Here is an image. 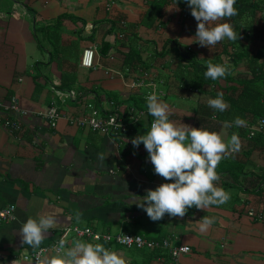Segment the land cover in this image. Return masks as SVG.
<instances>
[{"label":"crops","instance_id":"crops-1","mask_svg":"<svg viewBox=\"0 0 264 264\" xmlns=\"http://www.w3.org/2000/svg\"><path fill=\"white\" fill-rule=\"evenodd\" d=\"M156 3L0 0V102L14 96L26 111V115L10 114L0 107V208L15 207L13 219L0 221V264H34L24 256L35 249L22 243L18 231L27 218L41 214L54 215L58 221L41 246L54 244L63 228L77 226L112 234L124 230L153 240L167 238L172 246L191 249L173 259L165 250L95 242L75 238L73 233L67 236L69 242L102 243L127 264H264V196L237 192L230 186L233 179L220 172L224 168L220 163L216 170L227 183L223 187L220 179L216 183L230 193L223 205L205 211L192 207L183 218L166 214L153 221L132 203L146 189L166 182L154 174L143 144L138 148L131 144L132 138L147 131L153 118L146 103H141V94L145 97L154 91L171 111L169 119L178 124L199 128L206 119L210 131L230 138L224 128L229 121L219 123L216 115L204 118L198 107L200 91L179 85L174 74L180 60L173 41L182 53L195 52L199 58H211L218 45L209 49L188 44L195 39L197 21L184 16L172 1L158 10ZM87 46L96 50L91 69L79 64ZM130 48L134 62L126 67ZM110 70L118 74L110 77ZM60 85L76 95L82 90L97 92L104 101H114L122 109L125 129L109 137L71 124L68 114L85 117L89 113L79 103L61 100ZM50 105L61 114L55 127L42 115ZM129 107L143 109L146 116L133 121L123 115ZM6 120L15 121L18 128L7 127ZM250 210L254 215L248 214ZM202 216L215 220L204 232L199 229ZM50 255L55 251L44 254Z\"/></svg>","mask_w":264,"mask_h":264},{"label":"clouds","instance_id":"clouds-1","mask_svg":"<svg viewBox=\"0 0 264 264\" xmlns=\"http://www.w3.org/2000/svg\"><path fill=\"white\" fill-rule=\"evenodd\" d=\"M185 3L197 21L195 39L188 44L195 42L212 49L224 40L238 39L237 32L227 22L238 14L236 0H185ZM229 74L227 64L208 62L203 76L215 81ZM207 104L219 112L227 108L222 93H218L216 98H209ZM146 108L153 119L147 131L132 138L131 144L136 148L143 144L154 174L166 182L154 189H146V194L132 203L143 209L153 221L162 219L166 214L183 218L192 207L205 211L211 206L227 203L230 193L217 186L220 176L216 169L223 158L240 150L238 134L233 133L225 140L219 133L206 128L182 122L178 124L169 119L172 113L167 104L162 103L154 93L146 96ZM233 123L240 127L244 122L237 116ZM76 218L79 219V213ZM200 220L201 232L215 222L209 216H202ZM57 223L54 215L27 218L18 231L22 243L32 249H40L48 230ZM54 250L55 255L43 257V264H127L123 256L110 251L102 243L69 242L67 237H61ZM36 259H41L40 251Z\"/></svg>","mask_w":264,"mask_h":264},{"label":"trees","instance_id":"trees-1","mask_svg":"<svg viewBox=\"0 0 264 264\" xmlns=\"http://www.w3.org/2000/svg\"><path fill=\"white\" fill-rule=\"evenodd\" d=\"M152 1L158 2L155 10L161 9L165 3L172 1L184 12V16L186 14L190 18L193 17L185 0H177V2L176 0ZM235 8L238 14L227 22L237 32L238 39L236 41L224 40L218 43L216 49L219 51L214 53L211 58H199L195 52L183 51L182 53L175 46L179 43L173 41L177 58L180 60L174 74L177 79L179 77L177 81L179 85L187 87L191 91H200L201 100L199 99L198 107L202 109L204 118L216 115L219 121L220 119H222L221 121H229L224 128L230 136L233 133L239 136L240 150L225 157L220 162L224 167L221 168L220 172L226 173L233 179L230 186H234L237 192L247 193L248 191L264 196V125L261 129L257 128L258 124L264 120V0H236ZM132 52L133 49L130 48L124 59L126 67L133 65L134 56ZM208 62L227 64L230 68V74L215 81L205 79L203 73L206 71ZM238 67L242 69L237 71ZM223 82L228 83V85L225 84L224 86ZM58 89L61 92L69 93L71 91V88L63 89L62 85ZM82 93L79 92L73 97L68 95L64 98L67 101L85 105L84 109L89 110V112L91 110L86 105L99 107L102 103L103 99L98 96L97 92H93L95 95L89 94V92ZM218 93L223 94V100L227 105L223 112L216 111L208 107L207 104L208 99L216 98ZM145 97L141 94L139 98L141 103H146ZM202 97L204 98L202 99ZM50 107L55 106L50 105L47 109ZM129 108L123 110L124 116H129ZM55 109L60 116L59 110L56 107ZM237 116L244 122L240 127H236L233 123ZM204 121L205 123L203 122L201 128L208 129V120L204 119ZM221 121L219 123H223ZM128 132L130 131L128 130ZM219 182L222 187L227 183L224 178H221Z\"/></svg>","mask_w":264,"mask_h":264},{"label":"built area","instance_id":"built-area-1","mask_svg":"<svg viewBox=\"0 0 264 264\" xmlns=\"http://www.w3.org/2000/svg\"><path fill=\"white\" fill-rule=\"evenodd\" d=\"M95 56H96V50L93 46H87L82 49L81 57H80V66L86 69H91L95 67ZM116 73L117 71H108L107 74L110 77H113L112 75ZM152 83V82H151ZM149 83L148 85H151ZM59 97H66L68 95H71L72 97L75 95L73 91L68 92H61L58 91ZM156 93L153 91L150 94ZM149 95V94H148ZM89 106L88 108L91 110L89 114L85 117L74 115H68V121L71 124H76L79 126H85L92 130H96L100 133L105 134L109 137H114L119 134L120 131L124 130V122L122 121L121 114L122 109L116 105L114 101H104L102 100V103L99 107H92L89 104L86 105ZM0 107L7 109L11 114H24L26 115V111L22 110L18 104V100L16 97H12L11 101L7 103L0 102ZM85 107V105H84ZM43 116H46L50 119V125L52 127H55L58 120V113L55 109V107H50L45 111V113H42ZM129 116L133 121H138L142 119L144 116H146V113L143 109L137 108V107H130L129 108ZM153 119V118H152ZM151 119V121H152ZM150 121V123H151ZM149 123V126H150ZM7 127L11 129L18 128V124L15 123V121L6 120L5 124ZM264 125V120H262L257 128L261 129ZM255 129V128H254ZM252 134V132H250ZM15 207L14 205H10L4 208H0V221L13 219V211ZM249 215H254L253 211H248ZM75 235V238H81V237H87L90 238L92 241L95 242H109V244H115V245H121L125 247H136L139 249H145V250H165L168 252V254L173 258L177 259L182 254H188L191 249L187 245H176L172 246L169 242V239L163 238L161 240H153V239H146L145 237L126 232L124 230H121L115 234L112 233H106V232H97L94 231L91 228H78L77 226L74 227H65L63 228L62 233L58 236L57 240L52 245H44L40 246V249L31 251L28 255H25L24 258H32L34 261V264H40L41 259L37 260V252H41V258L44 256V254L55 251V246L57 244V241L61 237H67L70 234ZM97 237L99 239H97Z\"/></svg>","mask_w":264,"mask_h":264},{"label":"rangeland","instance_id":"rangeland-1","mask_svg":"<svg viewBox=\"0 0 264 264\" xmlns=\"http://www.w3.org/2000/svg\"><path fill=\"white\" fill-rule=\"evenodd\" d=\"M178 79H179V77H178ZM159 88V87H158ZM160 89V88H159ZM61 100H64L65 101V98H62ZM83 107H84V105H83ZM87 112L89 113V110H87ZM145 250V249H144ZM147 251V250H146Z\"/></svg>","mask_w":264,"mask_h":264}]
</instances>
